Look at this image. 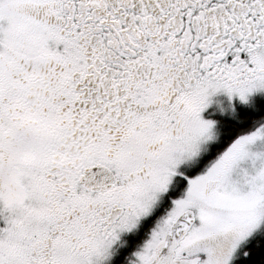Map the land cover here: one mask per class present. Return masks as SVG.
<instances>
[{
  "label": "snow or ice",
  "instance_id": "snow-or-ice-1",
  "mask_svg": "<svg viewBox=\"0 0 264 264\" xmlns=\"http://www.w3.org/2000/svg\"><path fill=\"white\" fill-rule=\"evenodd\" d=\"M0 264H264V0H0Z\"/></svg>",
  "mask_w": 264,
  "mask_h": 264
}]
</instances>
